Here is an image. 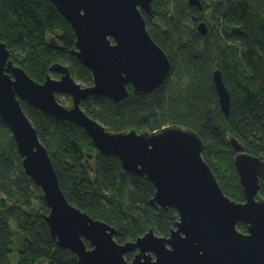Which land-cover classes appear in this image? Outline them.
<instances>
[{
    "label": "trees",
    "instance_id": "obj_1",
    "mask_svg": "<svg viewBox=\"0 0 264 264\" xmlns=\"http://www.w3.org/2000/svg\"><path fill=\"white\" fill-rule=\"evenodd\" d=\"M202 3L198 9L188 0H153L152 16L144 14L149 33L172 63L161 88L144 96L129 88V97L119 103L93 96L82 108L113 133L155 132L174 125L192 129L202 138L203 158L225 194L241 203L245 197L229 141L235 138L247 153L264 158V0ZM201 22L208 25L206 36L197 29ZM0 35L14 63L36 82L44 83L59 63L84 82L83 87L93 85L92 74L71 55L76 50L71 24L48 0H0ZM215 70L222 72L231 94L229 115L220 106ZM22 105L48 149L70 204L114 227L119 244L134 242L150 230L170 236L179 214L152 204L156 189L150 181L126 172L116 156L102 154L83 128ZM260 193L264 197V176ZM49 213L42 190L25 174L15 138L0 117V264H13L11 222L25 240L16 264H79L51 237L44 219ZM238 229L248 232L243 224ZM134 256L126 258L132 261Z\"/></svg>",
    "mask_w": 264,
    "mask_h": 264
},
{
    "label": "water",
    "instance_id": "obj_2",
    "mask_svg": "<svg viewBox=\"0 0 264 264\" xmlns=\"http://www.w3.org/2000/svg\"><path fill=\"white\" fill-rule=\"evenodd\" d=\"M48 1L71 24L76 36L71 55L92 74L93 85L78 84L59 63L51 67L59 79L48 75L44 83L36 82L14 63L0 35V117L15 138L25 174L44 194L50 209L44 219L59 247L70 250L79 264H264L263 157L230 139L245 197L239 203L225 194L203 158L202 138L192 129L174 125L155 132L113 133L82 108L93 96L119 103L129 97V88L144 96L166 82L171 60L144 17L153 14V0ZM188 2L203 9L202 0ZM197 29L204 36L209 33L205 22ZM213 81L222 111L229 115L231 94L220 70ZM58 95L70 96L73 107L61 104ZM22 103L83 128L102 154L116 156L126 172L150 181L156 189L152 204L179 214L170 236L150 230L134 242L119 244L114 227L70 204ZM239 224L248 232H241ZM128 254H135L132 261Z\"/></svg>",
    "mask_w": 264,
    "mask_h": 264
},
{
    "label": "rangeland",
    "instance_id": "obj_3",
    "mask_svg": "<svg viewBox=\"0 0 264 264\" xmlns=\"http://www.w3.org/2000/svg\"><path fill=\"white\" fill-rule=\"evenodd\" d=\"M191 26H192L191 23L189 21H187V27H188L187 29L191 28ZM52 77L55 78V79H59V76H56L55 74H53ZM75 80H76V82L78 84L84 85V82L80 81L78 78L75 77ZM57 98H58V101L61 104H63L65 107H67V108H72L73 107V99L70 96L58 95ZM235 156L236 155L234 153V156H233L234 161H235ZM234 165H235V163H234ZM225 176L227 177L228 175H225ZM11 224H12V230H13V235H14V244H13V247H12L11 262L13 264H16L18 262V252L24 246L25 240H24V236L17 229L16 223L15 222H11Z\"/></svg>",
    "mask_w": 264,
    "mask_h": 264
},
{
    "label": "flooded vegetation",
    "instance_id": "obj_4",
    "mask_svg": "<svg viewBox=\"0 0 264 264\" xmlns=\"http://www.w3.org/2000/svg\"><path fill=\"white\" fill-rule=\"evenodd\" d=\"M144 14H147V13H144ZM147 15H148V14H147ZM148 16H152V15H148ZM52 75H53V74H52ZM52 75H51V76H52ZM55 75H56V74H55ZM56 76H59V75H56ZM59 78H60V76H59Z\"/></svg>",
    "mask_w": 264,
    "mask_h": 264
}]
</instances>
